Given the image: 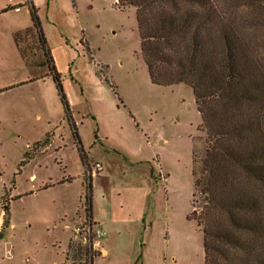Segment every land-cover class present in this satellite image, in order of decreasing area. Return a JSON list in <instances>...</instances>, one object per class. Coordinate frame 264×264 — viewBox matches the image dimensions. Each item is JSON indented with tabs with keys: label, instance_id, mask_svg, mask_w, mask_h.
I'll list each match as a JSON object with an SVG mask.
<instances>
[{
	"label": "rangeland",
	"instance_id": "374dc122",
	"mask_svg": "<svg viewBox=\"0 0 264 264\" xmlns=\"http://www.w3.org/2000/svg\"><path fill=\"white\" fill-rule=\"evenodd\" d=\"M34 16L69 110L53 78H41L50 61ZM205 140L192 89L151 82L134 7L0 0V264H90L68 249L87 242L88 195L103 232L92 264H205L192 216Z\"/></svg>",
	"mask_w": 264,
	"mask_h": 264
},
{
	"label": "trees",
	"instance_id": "16d2710c",
	"mask_svg": "<svg viewBox=\"0 0 264 264\" xmlns=\"http://www.w3.org/2000/svg\"><path fill=\"white\" fill-rule=\"evenodd\" d=\"M117 6L136 9L151 82L185 84L193 91L206 131V148L193 171L192 202L204 235L205 264H264V0H117ZM33 18L50 61L41 78H53L69 110L62 76ZM18 51L25 60L20 44ZM87 200L92 235L85 244L72 239L68 249L73 261L85 253L92 264L91 195Z\"/></svg>",
	"mask_w": 264,
	"mask_h": 264
},
{
	"label": "built area",
	"instance_id": "2783aa9c",
	"mask_svg": "<svg viewBox=\"0 0 264 264\" xmlns=\"http://www.w3.org/2000/svg\"><path fill=\"white\" fill-rule=\"evenodd\" d=\"M91 167H92V166H91ZM101 170H102V166H101L100 164H95V165L93 166V168H90L88 171L90 172L91 175L96 176V174H97L98 172H100ZM93 232H94V234L96 235V238H101V237L103 236V232H102L101 230H99V229H97V230H93ZM87 234H88L89 236L92 235L91 229H88Z\"/></svg>",
	"mask_w": 264,
	"mask_h": 264
}]
</instances>
